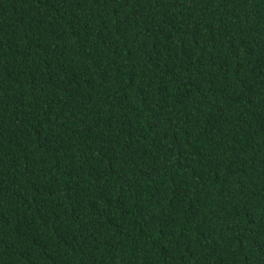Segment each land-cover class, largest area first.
I'll return each mask as SVG.
<instances>
[{
  "label": "trees",
  "instance_id": "16d2710c",
  "mask_svg": "<svg viewBox=\"0 0 264 264\" xmlns=\"http://www.w3.org/2000/svg\"><path fill=\"white\" fill-rule=\"evenodd\" d=\"M0 264H264V0H0Z\"/></svg>",
  "mask_w": 264,
  "mask_h": 264
}]
</instances>
